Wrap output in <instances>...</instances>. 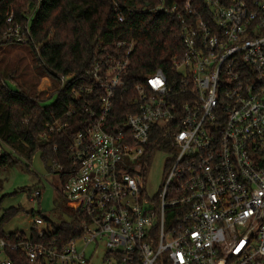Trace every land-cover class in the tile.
<instances>
[{"label":"built area","instance_id":"2783aa9c","mask_svg":"<svg viewBox=\"0 0 264 264\" xmlns=\"http://www.w3.org/2000/svg\"><path fill=\"white\" fill-rule=\"evenodd\" d=\"M203 2L144 8L176 15L184 51L172 71L158 68L135 86L138 109L122 126L109 118L136 40L123 58L109 56L80 77L57 76L58 90L70 87L77 101L65 117H91L69 145L77 169L62 196L71 237H48L44 217L36 216L39 240L0 233V264H14L10 251L24 252L31 264H94L100 249L95 264H264V0ZM31 20L16 22L10 13L2 40L38 51ZM67 125L55 118L48 128ZM157 129L170 135L173 157L151 197L145 155ZM41 194L38 188L29 199Z\"/></svg>","mask_w":264,"mask_h":264},{"label":"trees","instance_id":"16d2710c","mask_svg":"<svg viewBox=\"0 0 264 264\" xmlns=\"http://www.w3.org/2000/svg\"><path fill=\"white\" fill-rule=\"evenodd\" d=\"M184 1L165 0L168 6ZM192 1L205 7L203 0ZM115 2L0 0V50L3 45L15 44L2 40L3 32L9 26L7 16L13 13L16 22L22 23L32 15V34L39 47L38 51L33 45L27 47L35 56L39 75L50 77L53 89L51 95L43 98L44 93L38 91L37 83L18 82L14 78V70L8 72L0 67V147L5 150L0 154V174L21 163L29 167L37 152L41 153L46 166L49 161H53L54 168L60 173L62 185L76 171L77 165L72 160L69 145L73 137L90 122L91 117L84 113L65 117L67 109L77 104V101L73 99L70 87L58 90V75L74 73L80 77L91 71L98 61L108 59L109 56L123 58L128 43L136 40L124 78V90L117 91L109 118L114 128L122 126L127 114L137 111L135 86L145 84L147 77L158 68L172 71L174 58L182 57L184 46L176 32L179 23L176 15L144 10L147 4L150 7L156 6L160 0H117L120 10L126 15L123 22L117 16ZM121 41L127 44L118 46ZM12 81L17 83L15 88L8 84ZM49 99L54 101L46 103ZM89 100V96H83V102ZM55 118L68 122L65 130L49 131L48 123ZM170 142L168 133L154 130L145 157L149 160L155 148L170 150ZM5 145L14 152L6 150ZM2 186L3 179L0 177V189ZM36 189L38 187L30 189V192ZM42 194L37 197V201L41 200ZM21 209L10 207L4 211L0 220L1 234L6 233L2 229L3 224ZM63 211L70 213L71 210L65 204ZM44 219L45 228L49 231L48 237L58 236L64 242L70 239L71 229L66 221L55 226L47 217ZM18 232L31 234L33 240H39L33 228L29 233ZM10 234L14 235L15 232ZM8 255L14 264H31L22 251H10Z\"/></svg>","mask_w":264,"mask_h":264},{"label":"rangeland","instance_id":"374dc122","mask_svg":"<svg viewBox=\"0 0 264 264\" xmlns=\"http://www.w3.org/2000/svg\"><path fill=\"white\" fill-rule=\"evenodd\" d=\"M0 67L8 72L14 70L16 72L14 78L18 82L37 83L38 91L44 93L43 98L53 92L50 87L52 84L50 77L39 75L35 56L26 45H3L0 50ZM8 84L13 88L17 85L14 81L8 82ZM53 101L54 99H49L46 103ZM172 157L171 150L161 147L153 149L145 174V189L149 196H156L159 192ZM23 162L25 161L23 160ZM51 162L49 170L41 153L37 152L29 167L25 163H21L0 174L3 179V186L0 189V220L6 209L10 207L22 208L12 219L3 224L4 231L29 233L33 227L34 217L39 215L47 217L55 226H59L64 221L60 213L66 204L61 195L63 185L59 171L54 168L53 161ZM35 187L40 188L43 192L41 200L37 202L29 199L30 189ZM57 202L62 205V209L57 207ZM28 209H34L33 214H28ZM103 257L104 250L100 249L93 258V263L101 262Z\"/></svg>","mask_w":264,"mask_h":264},{"label":"water","instance_id":"95a60500","mask_svg":"<svg viewBox=\"0 0 264 264\" xmlns=\"http://www.w3.org/2000/svg\"><path fill=\"white\" fill-rule=\"evenodd\" d=\"M148 5H149V4H147V6H148ZM51 165H52V162L49 161L48 164H47V168H48L49 166H51ZM57 207H58L59 209H62V206H61V204H60L59 202H57ZM27 213H28V214H32V213H33V209H28V210H27ZM61 215H62L64 221H66V222H71V221H72V216H71L70 214H68L67 212L62 211V212H61Z\"/></svg>","mask_w":264,"mask_h":264},{"label":"flooded vegetation","instance_id":"af4514ba","mask_svg":"<svg viewBox=\"0 0 264 264\" xmlns=\"http://www.w3.org/2000/svg\"><path fill=\"white\" fill-rule=\"evenodd\" d=\"M63 211V209L60 211V213Z\"/></svg>","mask_w":264,"mask_h":264}]
</instances>
